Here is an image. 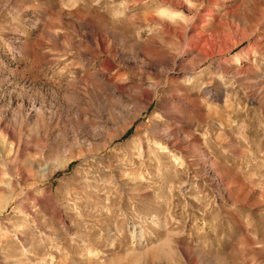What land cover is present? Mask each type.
I'll return each mask as SVG.
<instances>
[{
  "label": "rangeland",
  "instance_id": "obj_1",
  "mask_svg": "<svg viewBox=\"0 0 264 264\" xmlns=\"http://www.w3.org/2000/svg\"><path fill=\"white\" fill-rule=\"evenodd\" d=\"M195 2L0 0V264H264V0Z\"/></svg>",
  "mask_w": 264,
  "mask_h": 264
},
{
  "label": "clouds",
  "instance_id": "obj_2",
  "mask_svg": "<svg viewBox=\"0 0 264 264\" xmlns=\"http://www.w3.org/2000/svg\"><path fill=\"white\" fill-rule=\"evenodd\" d=\"M185 3L187 4V7L190 10L195 9L197 7L195 0H185ZM157 15L160 16L161 18H167L172 23H175L176 21H181L185 24H188L193 19L183 11L169 12L167 10H159L157 12Z\"/></svg>",
  "mask_w": 264,
  "mask_h": 264
}]
</instances>
